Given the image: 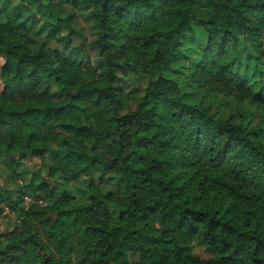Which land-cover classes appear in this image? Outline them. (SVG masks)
I'll list each match as a JSON object with an SVG mask.
<instances>
[{
  "label": "trees",
  "instance_id": "obj_1",
  "mask_svg": "<svg viewBox=\"0 0 264 264\" xmlns=\"http://www.w3.org/2000/svg\"><path fill=\"white\" fill-rule=\"evenodd\" d=\"M0 53V264H264V0H0Z\"/></svg>",
  "mask_w": 264,
  "mask_h": 264
},
{
  "label": "rangeland",
  "instance_id": "obj_2",
  "mask_svg": "<svg viewBox=\"0 0 264 264\" xmlns=\"http://www.w3.org/2000/svg\"><path fill=\"white\" fill-rule=\"evenodd\" d=\"M76 23L78 24V26L82 29V32L84 33V38L75 40L76 46H79V47L83 46L84 49L87 50L91 54L92 59L96 60L97 59L96 52L90 49V42L93 39V29L91 27V23L86 20L84 14L79 10H77ZM197 33H198V30H197ZM50 45L54 49L61 50V47L58 46L54 42H51ZM244 56L245 54H243V57ZM4 62H5V57L2 55V53H0V71H1V67ZM182 63H186L185 60H181L180 62L176 63L175 68H179L180 64ZM2 90H3V84L0 81V93L2 92ZM52 154H49V155L52 156ZM41 165H42V162L37 159L25 162V166L27 168H38ZM32 202H33V198L30 196H27L25 197V200H24V206L28 208ZM17 223H19L17 212L16 211L14 212V211L9 210L8 208H5L4 212H2V214L0 215V236H6L10 232H12L15 229V226ZM194 253L198 255L199 257H201L203 260L211 259V255L207 252L206 248L202 245L196 244L194 247Z\"/></svg>",
  "mask_w": 264,
  "mask_h": 264
}]
</instances>
